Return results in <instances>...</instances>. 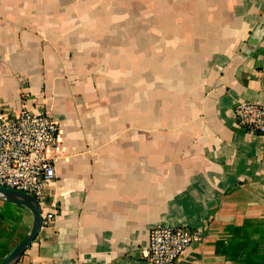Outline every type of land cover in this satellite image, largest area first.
I'll list each match as a JSON object with an SVG mask.
<instances>
[{
	"label": "crops",
	"instance_id": "1",
	"mask_svg": "<svg viewBox=\"0 0 264 264\" xmlns=\"http://www.w3.org/2000/svg\"><path fill=\"white\" fill-rule=\"evenodd\" d=\"M264 0H0V110L49 115L58 144L16 264L142 261L152 228L200 229L178 264H264ZM30 213L0 201V262Z\"/></svg>",
	"mask_w": 264,
	"mask_h": 264
},
{
	"label": "built area",
	"instance_id": "2",
	"mask_svg": "<svg viewBox=\"0 0 264 264\" xmlns=\"http://www.w3.org/2000/svg\"><path fill=\"white\" fill-rule=\"evenodd\" d=\"M236 127L248 134L264 136V102L239 101L234 108ZM58 144V127L45 113L21 109L18 114L0 110V187L26 193L39 203L43 190L54 179L55 159L47 150ZM42 228L52 224L55 212H41ZM200 229L157 226L149 233L142 261L152 264H178L192 242L202 239Z\"/></svg>",
	"mask_w": 264,
	"mask_h": 264
},
{
	"label": "water",
	"instance_id": "3",
	"mask_svg": "<svg viewBox=\"0 0 264 264\" xmlns=\"http://www.w3.org/2000/svg\"><path fill=\"white\" fill-rule=\"evenodd\" d=\"M0 201L9 202L26 209L32 218V226L27 235L16 247L0 262V264H16L24 251L31 245L42 228L41 209L37 199L19 191L0 187ZM127 264H152L145 261Z\"/></svg>",
	"mask_w": 264,
	"mask_h": 264
},
{
	"label": "rangeland",
	"instance_id": "4",
	"mask_svg": "<svg viewBox=\"0 0 264 264\" xmlns=\"http://www.w3.org/2000/svg\"><path fill=\"white\" fill-rule=\"evenodd\" d=\"M48 151V150H47ZM48 155V154H47Z\"/></svg>",
	"mask_w": 264,
	"mask_h": 264
}]
</instances>
